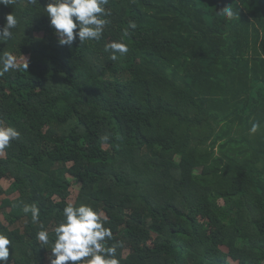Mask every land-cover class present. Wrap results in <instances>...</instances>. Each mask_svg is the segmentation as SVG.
Wrapping results in <instances>:
<instances>
[{
	"label": "trees",
	"instance_id": "1",
	"mask_svg": "<svg viewBox=\"0 0 264 264\" xmlns=\"http://www.w3.org/2000/svg\"><path fill=\"white\" fill-rule=\"evenodd\" d=\"M47 3L0 5V28L18 19L0 55L28 56L0 75V123L20 132L0 156V208L24 222L0 219L8 264H49L68 175L120 264H264V0H109L101 39L71 46Z\"/></svg>",
	"mask_w": 264,
	"mask_h": 264
},
{
	"label": "clouds",
	"instance_id": "2",
	"mask_svg": "<svg viewBox=\"0 0 264 264\" xmlns=\"http://www.w3.org/2000/svg\"><path fill=\"white\" fill-rule=\"evenodd\" d=\"M109 0H48L43 7L49 18L50 26L54 29L60 45L71 46L77 39L80 43L85 41H99L103 35L105 25L108 23L103 17L110 13L106 10ZM16 0H0V5H14ZM36 4L38 0H30ZM218 13L231 19L234 12L231 6L225 7ZM6 23L0 28V41L12 36V29L18 24L17 17L12 13L5 18ZM134 22H129V28L135 29ZM128 35L129 30H124ZM128 45L122 40L113 41L105 45V51L112 53V59L117 53L125 55ZM0 75L9 70L21 67L17 57L11 52L0 55ZM258 125L253 124L250 132L255 133ZM20 137V132L12 126L0 123V153L10 146V142ZM107 141L108 137H103ZM63 220L54 227L55 240L51 242V251L48 256L49 264H120L117 259V246H107V240L112 239V231L105 227L102 214L88 204L75 206L72 203L63 208ZM25 214H31L33 223H39L40 210L33 204H25ZM36 239L43 245L50 243L49 233L40 224ZM10 238L0 232V264L9 262Z\"/></svg>",
	"mask_w": 264,
	"mask_h": 264
},
{
	"label": "rangeland",
	"instance_id": "3",
	"mask_svg": "<svg viewBox=\"0 0 264 264\" xmlns=\"http://www.w3.org/2000/svg\"><path fill=\"white\" fill-rule=\"evenodd\" d=\"M18 62L19 63H22V62H25L28 60V56L25 55V56H22L20 58H17ZM0 156H4V151L2 153H0ZM70 180H71V194L68 198V202L69 203H74L75 200H76V197H77V194L79 192V188H80V183L77 182L75 180V178L71 177V176H67ZM11 181L12 180H9V179H1L0 180V188L3 189V190H6L9 185L11 184ZM15 196H18V193H14L12 195H10V197H15ZM2 197H6V194L3 193L2 194ZM0 204H1V201H0ZM9 211H10V208H3L1 209L0 208V219L2 220V222H4L6 225H9L11 227H21L23 228V225H24V222L23 221H16L14 220V222L12 223L11 222V219H13L10 215H9ZM154 238H155V235L152 234L151 237L149 238V240L147 241V245L151 246L153 245V242H154Z\"/></svg>",
	"mask_w": 264,
	"mask_h": 264
}]
</instances>
